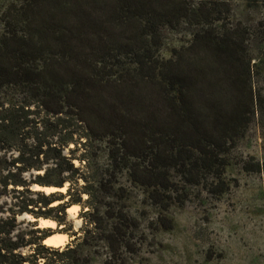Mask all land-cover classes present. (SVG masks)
<instances>
[{
  "label": "trees",
  "instance_id": "trees-1",
  "mask_svg": "<svg viewBox=\"0 0 264 264\" xmlns=\"http://www.w3.org/2000/svg\"><path fill=\"white\" fill-rule=\"evenodd\" d=\"M192 1L0 0V150L17 154L9 165L0 162V198L25 191L40 199L22 197L15 210L0 207V264H39L41 258L55 264L37 245L53 233L73 237L61 252L54 250L59 264H91L94 256L99 264H134L140 220L117 186L122 171L164 210L175 198L160 192L178 190L170 170L189 185L209 175L216 193L228 189L226 155L254 107L252 71L240 68L248 53L239 48L242 29L218 22L228 11L220 4L226 0ZM181 23L196 27L191 44L157 59L162 29ZM48 119L57 122L51 126ZM75 134L110 141L106 168L80 177L84 183L67 201L62 192L30 190L33 184L61 188L68 180L71 194L68 176L53 181L45 172L28 180L23 174L49 163L56 170L61 161L69 165L61 172L77 171L73 150L64 154ZM260 168L259 162L245 166ZM73 204L81 205L85 219L79 236L67 219ZM24 213L54 220L58 229L24 234L16 230V217Z\"/></svg>",
  "mask_w": 264,
  "mask_h": 264
},
{
  "label": "rangeland",
  "instance_id": "rangeland-1",
  "mask_svg": "<svg viewBox=\"0 0 264 264\" xmlns=\"http://www.w3.org/2000/svg\"><path fill=\"white\" fill-rule=\"evenodd\" d=\"M220 4H225L228 11L219 13L218 22L224 21V24L232 28L242 29L244 43L241 41L239 48L246 49L248 53L247 56L241 57L240 68H251L255 100L254 107H250L251 119L246 130L241 136L233 139L226 155L228 164L223 178L228 189L223 194L216 193L215 189L209 187V183L214 181L209 175L201 184L189 185L182 181L176 170H170L169 178L174 181V187L178 190L176 193L160 192L162 197L172 194L171 198H175L170 202L165 199L169 204L164 210V203L156 204L150 198V190L134 184L126 171L119 172L117 186L124 188L127 209L140 220V230L134 239L138 246L137 254L132 257L134 264H264V0H226V3ZM2 29L0 20V32ZM195 31V26L186 23H181L175 28H163V40L155 54L157 59H170L174 49L188 47ZM124 61L128 63L129 59L125 58ZM5 93L1 95L8 100ZM48 121L51 126L57 122L55 119ZM69 129L75 130L74 127ZM73 140L77 143L71 142L64 154L70 156L69 150H73V162L77 171L61 172L62 169L69 168L66 161H61L56 170H53L54 165L49 163L39 171L31 170L23 174L28 180H34L38 175L43 176L45 172L53 181L70 177L73 180L70 195H66L71 183L68 180L61 188L50 186L65 195L64 201L73 197L78 191V186L84 183L80 177L106 168L111 148L110 141L105 137L86 141L84 138L79 139L75 134ZM16 155L14 151L0 150V162L4 161L9 165ZM83 156L87 159L81 164L78 159ZM254 162L261 164L260 170L246 171L245 166ZM3 173L6 174V171ZM36 185L38 184H33L30 190L38 191ZM15 197L19 195L13 192L2 196L0 207L6 211L15 210V205L22 197L26 201L40 200L36 195L25 191L19 199ZM85 197L84 195L83 198ZM37 205L41 206L40 203ZM81 209V205H78L77 214L71 218L67 213V219L72 222L74 232H78L85 222L84 217L80 216ZM35 219L37 221H34ZM38 223L39 218L31 214L17 215L16 230L26 234L31 230L48 229L40 228ZM57 229L58 225L51 231ZM79 235L81 233L78 232ZM42 242L37 245H40L38 248L43 252V256L49 262L61 263L62 257L58 254L65 245L56 248L46 246ZM42 245L47 250L41 249ZM35 246L36 244L33 245ZM95 248L100 249L98 246ZM32 251L33 248L23 250L25 254ZM43 261L41 258L39 264H43ZM99 263L100 257L94 256L91 264Z\"/></svg>",
  "mask_w": 264,
  "mask_h": 264
},
{
  "label": "crops",
  "instance_id": "crops-1",
  "mask_svg": "<svg viewBox=\"0 0 264 264\" xmlns=\"http://www.w3.org/2000/svg\"><path fill=\"white\" fill-rule=\"evenodd\" d=\"M73 207H74V205L68 207V209H67V213L70 216V218L71 217H74L75 216L74 215L75 213L77 214V210L76 211H73L72 210ZM46 222H48L49 224H45V225H42L41 226V224L38 223L39 227L40 228H51V229H54L57 226V223L54 220L52 221L51 219H47ZM70 235L71 234H67V233H53L52 235H50L47 238H45L42 243L47 246L48 244H46V241H52L53 239H55V237H58V236L59 237L66 236V238L63 240V242L61 244H58L61 247V246L66 245L70 241H72L73 237H70Z\"/></svg>",
  "mask_w": 264,
  "mask_h": 264
},
{
  "label": "bare ground",
  "instance_id": "bare-ground-1",
  "mask_svg": "<svg viewBox=\"0 0 264 264\" xmlns=\"http://www.w3.org/2000/svg\"><path fill=\"white\" fill-rule=\"evenodd\" d=\"M36 188L38 189V190H45V191H47V192H51L52 190H54V188H52V187H45V188H43V187H40V186H38V185H36ZM77 208H78V205H74V207L72 208V210L73 211H76L77 210ZM71 211V210H70ZM72 211V212H73ZM39 220H40V224H41V226L42 225H45V224H49L48 222H46V220L45 219H43V218H39ZM53 221V220H52ZM55 224V223H54ZM66 238V236H62V237H55V239H53L52 241H46V244H48L47 246H51V247H60L58 244H61L62 242H63V240Z\"/></svg>",
  "mask_w": 264,
  "mask_h": 264
},
{
  "label": "water",
  "instance_id": "water-1",
  "mask_svg": "<svg viewBox=\"0 0 264 264\" xmlns=\"http://www.w3.org/2000/svg\"><path fill=\"white\" fill-rule=\"evenodd\" d=\"M38 186L43 187V188L49 187V186H41V185H38ZM38 191L45 192V190H38ZM56 192H61V191L60 190H54V191H51V192H49L47 194L56 193ZM34 221H37V219H35Z\"/></svg>",
  "mask_w": 264,
  "mask_h": 264
}]
</instances>
